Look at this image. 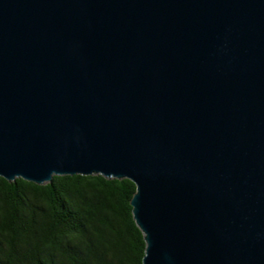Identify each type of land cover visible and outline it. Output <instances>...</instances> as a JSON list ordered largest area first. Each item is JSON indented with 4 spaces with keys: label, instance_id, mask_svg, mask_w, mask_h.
<instances>
[{
    "label": "water",
    "instance_id": "95a60500",
    "mask_svg": "<svg viewBox=\"0 0 264 264\" xmlns=\"http://www.w3.org/2000/svg\"><path fill=\"white\" fill-rule=\"evenodd\" d=\"M74 174L141 264H264V0H0V177Z\"/></svg>",
    "mask_w": 264,
    "mask_h": 264
},
{
    "label": "trees",
    "instance_id": "16d2710c",
    "mask_svg": "<svg viewBox=\"0 0 264 264\" xmlns=\"http://www.w3.org/2000/svg\"><path fill=\"white\" fill-rule=\"evenodd\" d=\"M128 179L52 176L37 185L0 177V264H141Z\"/></svg>",
    "mask_w": 264,
    "mask_h": 264
}]
</instances>
